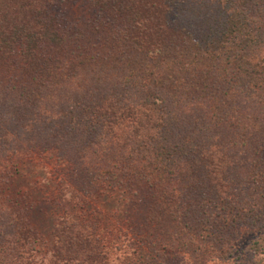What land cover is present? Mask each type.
<instances>
[{
  "label": "trees",
  "instance_id": "trees-1",
  "mask_svg": "<svg viewBox=\"0 0 264 264\" xmlns=\"http://www.w3.org/2000/svg\"><path fill=\"white\" fill-rule=\"evenodd\" d=\"M55 1L0 0V264H264V0H83L71 26ZM33 158L46 257L11 189ZM126 191L142 219H102Z\"/></svg>",
  "mask_w": 264,
  "mask_h": 264
},
{
  "label": "rangeland",
  "instance_id": "rangeland-1",
  "mask_svg": "<svg viewBox=\"0 0 264 264\" xmlns=\"http://www.w3.org/2000/svg\"><path fill=\"white\" fill-rule=\"evenodd\" d=\"M55 3L67 26H71L75 21L89 14L86 11L87 8L84 6L83 0H62L60 2L56 0ZM54 166L53 160L33 158L24 161L18 166L16 176L11 184L12 190L24 192L30 198L32 203L29 213L30 223L42 238L35 244V249L38 251V254L45 257L48 255V250L52 243L51 232L57 222L56 207L52 202L56 191L51 181V170ZM108 193L109 195L100 194L96 203L102 219H104V213L121 214L123 212H127V220L131 219L133 222H137L142 219L144 204L124 207V204L129 203V200L133 197L130 191L122 194L118 192ZM243 234L237 241V247L243 246L246 243L247 238L251 235V231L244 230ZM247 253L248 255L245 254L242 261H248V264L256 262V258L252 257L250 252ZM178 262L176 255H169L165 259L164 264H179Z\"/></svg>",
  "mask_w": 264,
  "mask_h": 264
}]
</instances>
